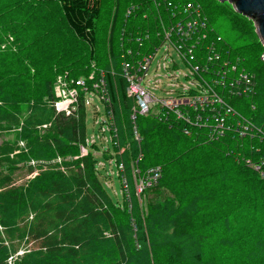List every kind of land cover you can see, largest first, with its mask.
I'll return each mask as SVG.
<instances>
[{
  "label": "trees",
  "instance_id": "16d2710c",
  "mask_svg": "<svg viewBox=\"0 0 264 264\" xmlns=\"http://www.w3.org/2000/svg\"><path fill=\"white\" fill-rule=\"evenodd\" d=\"M37 1L56 4L61 23L93 55L97 45L101 0ZM160 12L161 21H166L168 15L162 7ZM116 22L114 16L109 37L112 58L116 57L113 40ZM120 26L124 27V24ZM239 34L241 45L237 50L241 59L236 58L238 61L235 59L234 62L242 67L248 64L249 69L245 72L252 79L253 83L251 79L250 83L256 86V96L249 104L253 129L249 130L250 135L234 131L236 120L241 116L247 117V105L238 111L240 114L237 117L231 114L233 110L217 116L215 111L220 106L217 103H212L203 111L188 109L187 119L194 122L177 119L173 126L176 130H172L179 138L173 136L169 132L171 128L163 122L144 125L143 150L134 147L133 154L140 151L145 154L147 163L162 167L158 185L167 187L172 197L164 195L160 207L149 209L146 221L140 216L134 221V235L141 249L133 254H130L131 246L128 245L133 233L125 230L126 227H117L113 221L108 205L114 207L115 204L111 203L101 182L96 158H80L81 153L80 157H70L76 151L79 153L89 141L86 118L89 109L96 111L97 107L80 101L76 113L74 111L69 116L57 114L43 103L40 95L42 93L51 98L48 83L32 84L35 89L32 91L27 82L28 72H23L25 81L17 83H14L16 77L9 71L0 72V79L11 78L6 85H0V131L17 130L19 127L17 136L25 142L26 150L22 155L24 160L25 157L30 160L29 164L17 167V161H25L21 157L16 160L13 147L6 144L0 148V235L3 234L9 242L25 240L19 248L0 242V264H75L76 257L97 245L98 251L92 250L91 253H97L91 258L98 264H109L107 262L114 260L113 254L114 258L120 257L118 264H144L151 250L157 251L162 247L168 249H165L161 264H228L227 261H219L221 254L233 249L236 244L238 262L234 264H264V137L261 144L255 141L257 131L263 130L264 133V63L259 59L263 48L257 43L255 35L247 37ZM243 37H247L248 41ZM246 43H249L248 48ZM242 48H245V54ZM250 52L254 53L251 59ZM53 55L55 58L56 55ZM210 66L215 68L216 65ZM107 79L110 85V78ZM118 84L123 101L133 103L131 98H125L126 84L122 78H118ZM206 87L210 91L214 88L207 81ZM228 92L233 97L226 93L224 99L233 103L237 100L234 98L236 91L230 89ZM99 101L103 107L106 105L105 98ZM129 114L130 109L128 121ZM216 118L223 120L222 133L215 129ZM152 135L154 139L150 140ZM166 136L168 139L165 140ZM138 140L137 144L142 138ZM216 142H221V147ZM68 157L71 160L67 161ZM146 168L141 167L142 172ZM22 169L29 175L35 171L37 174L18 186L14 180L15 173ZM242 177L248 178L244 180ZM175 197L183 199L179 204L185 205L184 208L190 212L182 219L178 217L182 209L176 208L173 202ZM240 201H243L242 204ZM212 208L228 214L222 224L225 228L229 226L228 229L233 232L226 239L221 237L216 242L213 241L218 227L212 230L205 227L207 230L203 231L195 229L201 228L195 213ZM173 221L179 235L175 236L174 232L170 237L160 239L162 233L157 228H168ZM104 231H109L114 241L107 240ZM173 237L172 243L168 244ZM207 243L212 246L207 247ZM18 249L20 251H16ZM19 252L22 253L18 255ZM65 255L70 257V262L64 259ZM85 256L88 257V254ZM64 260L67 262L64 263Z\"/></svg>",
  "mask_w": 264,
  "mask_h": 264
},
{
  "label": "rangeland",
  "instance_id": "374dc122",
  "mask_svg": "<svg viewBox=\"0 0 264 264\" xmlns=\"http://www.w3.org/2000/svg\"><path fill=\"white\" fill-rule=\"evenodd\" d=\"M131 1L129 0L128 5V0H101V12L96 31L97 45L95 46L93 55H91L88 48L80 44L72 33L66 29V26L61 23V15L56 4L50 2L41 3L37 0H0V72L9 71L12 73L16 77L14 83H17L19 80L22 82L26 77L23 72H28L29 80L27 82H29L28 84L32 91L35 90L32 84L43 85L48 83L49 88L47 90L50 91L51 98L43 96L42 93L40 95L43 103L54 111L55 103L59 104L63 102L57 106V110H60L71 101L70 93L73 88L77 92L76 103L82 100V95L90 92L93 93L97 87H99V91L102 94L106 92L103 95L106 99V105L103 107L97 96L93 103V106L97 107L96 111L93 108L88 111L86 128L87 140L90 143L86 142L87 144L83 146L85 148L84 152L80 150L78 153L76 151L70 157L72 159L80 157L81 153L80 158L91 156L96 158L95 165L101 176V182L105 186L111 203L115 204L114 207L108 205L113 221L117 227H126L125 230L129 229V232L133 233L128 243L131 246L130 254H133L141 249L134 235L136 230L134 221L139 216L146 221L149 209L151 210L155 206L160 207L164 195L172 197L169 189L163 187L162 184L151 189L145 188L139 190L140 181L145 174L143 173L144 171L142 172L141 167H148L146 170L157 168L160 172H162V167L158 164L147 163L145 154L140 151H138V153L140 152L139 154L134 155L133 149L135 147V149L143 150L141 142L145 140L143 136L145 124L163 122L166 127L171 128L169 132L173 136L178 137L173 131L176 130L173 127L175 126V121L181 119L189 123L192 119L186 118L189 110H185L182 116L178 118L165 107L156 103L150 105L145 115L137 114L134 118V100L132 99L133 103L131 104L124 102L119 91L118 78H122L124 84H126L125 92L127 96L125 98H130L127 91V82L122 75L123 65L125 63L131 64L132 61H135V63L136 61H140L144 52L158 39L157 34L161 37L167 33V27L176 28L178 25L186 27L189 24L195 25L194 23H197L195 35L188 42L189 45H193L194 47L191 48V51L194 53V62H191L189 59V66L199 65L200 67H205L206 64H211V62L206 63L207 52L210 46L214 45V50L219 60L215 64V68L209 66L210 72L203 70L200 76L209 85H213L211 97L216 98L217 96L222 99L221 106L215 111V115L221 116L223 112L233 110L231 114L237 117L240 114L238 111L242 110L244 105H247L248 112L246 116L248 118L241 116V119L236 120L233 127L236 133L240 131V135H244V133L250 135L249 130L253 129V125L250 122L251 114L249 113L252 109L249 104L253 102L256 96V86L252 84V79L245 72L247 68L249 69L248 64H244L242 67L239 63L234 62V60L236 58L241 59L239 56L241 54L237 50V47L239 48L241 45L238 41V37H240L239 33L243 36L247 35V37H254V35L256 37V34L252 23L236 15L226 3L221 4L214 0H135L130 4ZM147 1H150V3ZM176 2L179 3V6H177ZM167 3L172 5L170 9L167 8ZM160 7L168 15L167 20L164 22L161 21ZM171 14L174 16L172 17ZM114 16L117 18L113 35L116 57L112 58L111 51H109V37ZM120 18H122V21H120ZM122 23L124 27L120 26ZM247 37L243 38L248 41ZM195 38H198L196 42H201L194 43ZM256 40L259 43L257 37ZM139 41L142 43H139ZM172 43L175 44L176 40L172 39ZM246 44V48H248L249 43ZM51 49L54 50L49 52ZM242 50L245 54V48H242ZM53 54L56 55L55 58ZM250 54L249 59L254 57L253 52H250ZM58 55L59 57L57 58ZM263 55L264 48L259 56L260 61L264 63V60H262ZM158 63L161 65L159 69H157ZM163 64L165 68L162 67ZM117 73L119 74L117 75ZM147 76L148 79H151V84L156 85V89L145 86L146 90L155 99L175 97L183 86L193 90H200V87L196 83L193 82L192 84L191 82L193 77L190 68L177 57L172 49H168L167 52L164 47L158 49ZM243 76L251 79V85L247 86L243 80ZM108 77L110 78L111 86L109 85ZM9 79L11 80L9 77L7 79H0V85H6ZM81 79L84 82V91L76 85ZM101 83L103 85H100ZM221 85H225V87ZM109 87H111V91ZM230 89L238 92L237 95H234V98L237 100H233V103L224 99L225 94L229 93ZM110 92H112L111 95ZM189 94L191 95L190 97H196L193 93ZM259 94L260 92H258ZM229 96L233 97V94L229 93ZM73 111L76 113L77 109ZM210 112L214 114L212 109ZM226 114L228 113L226 112ZM220 131L223 132V129ZM17 132H20L19 127L17 130L0 131V148L3 145L9 144V147H13L14 149L13 155L17 156L16 160H18V157L24 160L22 154L26 152L24 147L25 142L18 138ZM256 133L257 137L255 141L261 144L264 137L263 130ZM138 139L141 141L137 144L139 142ZM152 139H154V135L150 136V140ZM166 139H168V136L165 137ZM216 143H218V147H221L219 145L221 142ZM255 146L258 147L257 144ZM235 156L237 157V155ZM70 157H68L67 161L71 160ZM24 161L25 163L17 161L16 166L21 167L24 164L30 163L29 158L25 157ZM36 174L37 171L29 175L26 170L22 169L20 172L15 173V184L22 186L26 181L32 180ZM247 178L242 177L244 180ZM181 200L183 199L175 197L173 201L176 208L182 209V212L178 215L180 219L190 213L189 210L184 208L185 205L181 206L179 204ZM216 201L218 202V199ZM240 202L242 204L243 201ZM209 204V207L213 206ZM195 215L198 217V221L201 222L199 226L201 228L195 229L203 231L207 229L212 230L215 227L219 228L215 233L213 242L220 240L221 237L226 239V237L232 235L233 232H230L232 229H228L229 226L225 228L222 224L225 221L226 215H228L226 212L212 208L201 210L195 213ZM170 219L172 221L171 216ZM168 225V228L161 226L157 228L162 233L160 239L170 237L174 232H176L175 236L179 235L177 231L178 227L175 231L174 221ZM117 230L119 229L117 228ZM103 235H105L107 240L114 241L109 231H104ZM174 237L172 239L168 238V244L172 243ZM2 241L7 246L12 245L14 248H19L25 240L22 242H18L17 240L9 242L2 234L0 235V242ZM205 245L207 247L212 246V244L208 243ZM237 245L233 249L223 251L219 261H227L228 264L237 263ZM28 247L31 249V245H28ZM165 249H168V247L158 248L156 249L157 251L151 250L148 257H145L144 264H161L163 262L162 258L167 251ZM92 250L98 251V245L94 248L90 247V251H85L76 257L74 260L75 264H98L96 261H92L91 257L97 253H91ZM112 250L114 251V248ZM16 251H20V249ZM148 251H150L149 248ZM21 253L19 252L18 255ZM85 254H88V257ZM112 258L114 260L107 263H119L120 257L114 258L113 254ZM64 259L69 262L71 261L68 255H65ZM66 260H64V263L67 262Z\"/></svg>",
  "mask_w": 264,
  "mask_h": 264
},
{
  "label": "built area",
  "instance_id": "2783aa9c",
  "mask_svg": "<svg viewBox=\"0 0 264 264\" xmlns=\"http://www.w3.org/2000/svg\"><path fill=\"white\" fill-rule=\"evenodd\" d=\"M166 6L168 9L172 7L170 3H167ZM171 16L173 17L174 15L171 14ZM194 24L195 25L189 24L186 27L182 25H178L176 28H172L171 26L167 27V33L163 34V36L161 37L159 34H157L158 39L155 40V44H151L149 46L150 48H148L144 52V55L140 61H136V63L135 61H132L131 64L125 63L123 65L122 75L127 82V91L130 98L133 99L135 102V109L133 112L134 118L137 114L145 115L146 112L149 110L150 105L155 103L165 107L168 111L175 114L178 118L181 117L183 112L188 109H193L195 112H197V109L203 111L212 103H217L221 106V97H211V93L213 91H210L209 88L206 87V81L203 80V78L200 76V73H202L203 70H206L208 72L209 66L211 64H216L219 60V58L216 56L217 54L215 53L214 45H211L207 52L208 57L206 63L211 62V64H206L205 67H200L199 65L190 67L188 63L190 61L194 62V53L193 51H191V48L194 47L193 45L188 44L191 37L195 35L194 32L197 29V23ZM172 39L176 40L175 44L172 43ZM197 39L198 38H195L194 43L197 41ZM199 42L201 41H198L196 43ZM139 43L142 42L139 41ZM162 47L165 48L166 52L168 51V49H172L176 53L177 57H179L184 62V64L190 68L193 77V80H191V82L192 84L193 82L196 83L200 87V90H192L188 87L183 86L180 92L175 97H167L162 99H155L154 96L146 90V87H154L156 89V85L151 84V79H148L147 74L156 52L159 48ZM262 60H264V55L262 57ZM160 67L161 65L158 63L157 69H159ZM162 67L165 68V65L163 64ZM243 80L244 82H246L247 86L251 85L249 77L243 76ZM76 85L79 86L78 88H82V91H84L83 79L78 81ZM100 85H103V83H101ZM189 93H193V95H195L196 97H190L191 95ZM105 94L106 92H103L102 94L99 91V87H97L93 93L90 92L82 95L81 101L84 102V105L93 104L94 99L97 96L99 97H97L98 100H102L104 99L103 95ZM236 94H238L237 91ZM70 99L71 101L65 104L60 110H57V106L62 104L63 102L59 104L55 103V112L59 114H64L65 116H69L72 112H74L73 110L76 109L79 103H76L77 92L74 88L71 90ZM226 112L229 113V111ZM192 121L194 122V120ZM214 121L215 129L221 130L223 127V120H219L218 118H216ZM87 143H90V141H88ZM80 150L84 152L85 148L81 147ZM144 173V177H142V180L140 181L139 190L145 188L151 189L158 185L159 180L161 178V172L157 168L148 169Z\"/></svg>",
  "mask_w": 264,
  "mask_h": 264
},
{
  "label": "water",
  "instance_id": "95a60500",
  "mask_svg": "<svg viewBox=\"0 0 264 264\" xmlns=\"http://www.w3.org/2000/svg\"><path fill=\"white\" fill-rule=\"evenodd\" d=\"M228 4L233 12L253 25L256 37L264 48V0H214Z\"/></svg>",
  "mask_w": 264,
  "mask_h": 264
}]
</instances>
